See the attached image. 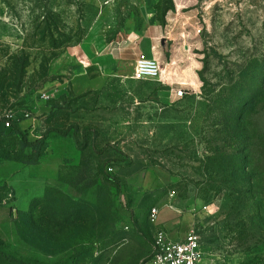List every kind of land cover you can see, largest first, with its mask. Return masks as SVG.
Listing matches in <instances>:
<instances>
[{
	"label": "rangeland",
	"instance_id": "obj_1",
	"mask_svg": "<svg viewBox=\"0 0 264 264\" xmlns=\"http://www.w3.org/2000/svg\"><path fill=\"white\" fill-rule=\"evenodd\" d=\"M141 2L0 0V170L17 169L0 180V264H148L160 229H194L216 264H264V0H183L180 99L153 96L162 85L126 59L44 111L91 55L98 17L114 37L141 25ZM25 117L41 141L22 148Z\"/></svg>",
	"mask_w": 264,
	"mask_h": 264
},
{
	"label": "crops",
	"instance_id": "obj_2",
	"mask_svg": "<svg viewBox=\"0 0 264 264\" xmlns=\"http://www.w3.org/2000/svg\"><path fill=\"white\" fill-rule=\"evenodd\" d=\"M182 2L183 0H171V6L161 12L153 0H142L138 8L139 16L142 21L141 25L133 26L121 33L115 31L114 37L110 34H105L102 29L103 23H101L103 17H98L99 19L96 20L91 29L93 37V42H90V46L93 47L89 51L91 55L89 56L86 54L80 57V65L74 69V74L70 77L67 84L62 86L61 89L55 90L46 98L49 99V102L44 105V111L49 110L53 102H61V100L66 101V99L72 97V95L81 96L102 89L105 83L112 78L118 79L117 75L123 61L126 59L129 61L128 70L132 71L133 63L140 55L155 59L162 68L161 75L158 78L144 79L146 81L158 82L162 85V87L157 90H154V88L152 89L153 96H163V98L167 99L173 98L172 86L178 84L183 78L185 80L189 79L184 76L183 71L181 74L178 73L179 70L175 66L178 61V56L172 50L180 35L177 29V22L180 20L181 11L184 8ZM102 11H104V13L106 12L108 15L109 9L105 7ZM107 15L105 16L108 17ZM93 29L96 30L95 35H93ZM167 55L168 59L166 58ZM189 67L194 74L195 81L194 67L193 65ZM111 75L115 77H111ZM13 121L14 125L26 132L30 140L33 139L30 135H32L33 129L38 124L37 119L34 117H25L18 119L13 118ZM0 132H8V129L4 127L1 121ZM15 169L16 168L13 169V167H8L5 170H0V180L6 179L5 176L7 175L13 176V171ZM159 209H157L156 216L158 215ZM173 218V215L171 217L166 215L164 219L166 220L165 223L168 224ZM162 224L163 222L159 226Z\"/></svg>",
	"mask_w": 264,
	"mask_h": 264
},
{
	"label": "built area",
	"instance_id": "obj_3",
	"mask_svg": "<svg viewBox=\"0 0 264 264\" xmlns=\"http://www.w3.org/2000/svg\"><path fill=\"white\" fill-rule=\"evenodd\" d=\"M162 68L155 59L140 55L134 61L132 78L156 79L161 75ZM186 94V88L180 86L173 90V98L180 99ZM48 98V95H43ZM4 126H10L9 121ZM157 209L152 208L150 217L155 220ZM128 229L127 226L124 227ZM149 264H216L205 255L200 237L194 229H190L182 239L170 238L166 231L158 230L153 238V251Z\"/></svg>",
	"mask_w": 264,
	"mask_h": 264
},
{
	"label": "trees",
	"instance_id": "obj_4",
	"mask_svg": "<svg viewBox=\"0 0 264 264\" xmlns=\"http://www.w3.org/2000/svg\"><path fill=\"white\" fill-rule=\"evenodd\" d=\"M169 8V7H168ZM167 9V8H166ZM165 9V10H166ZM164 10V11H165ZM162 12V11H161ZM12 123H13V126H14V128H15V131H16V133L17 134H19L20 135V137H21V147L22 148H25V147H32V146H34V145H36V144H38L40 141H41V139L40 138H33V139H29L28 137H27V134H26V132L25 131H23V130H21L19 127H17L16 125H14V121H12ZM0 133H2V132H0ZM27 164H33V161H31V160H28L27 161ZM107 178H108V180L109 181H111L115 186H119V184H118V180L115 178V177H113V176H111V175H109V174H107Z\"/></svg>",
	"mask_w": 264,
	"mask_h": 264
},
{
	"label": "water",
	"instance_id": "obj_5",
	"mask_svg": "<svg viewBox=\"0 0 264 264\" xmlns=\"http://www.w3.org/2000/svg\"><path fill=\"white\" fill-rule=\"evenodd\" d=\"M13 213H14V211H13Z\"/></svg>",
	"mask_w": 264,
	"mask_h": 264
}]
</instances>
